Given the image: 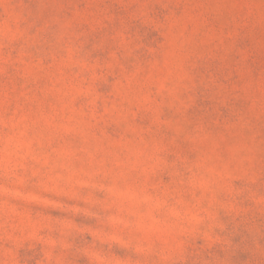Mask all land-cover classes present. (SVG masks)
I'll use <instances>...</instances> for the list:
<instances>
[{"label": "rangeland", "instance_id": "1", "mask_svg": "<svg viewBox=\"0 0 264 264\" xmlns=\"http://www.w3.org/2000/svg\"><path fill=\"white\" fill-rule=\"evenodd\" d=\"M0 264H264V0H0Z\"/></svg>", "mask_w": 264, "mask_h": 264}]
</instances>
